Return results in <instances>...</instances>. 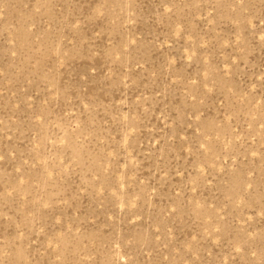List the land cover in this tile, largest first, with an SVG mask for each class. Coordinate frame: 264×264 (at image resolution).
Wrapping results in <instances>:
<instances>
[{"label":"rangeland","instance_id":"1","mask_svg":"<svg viewBox=\"0 0 264 264\" xmlns=\"http://www.w3.org/2000/svg\"><path fill=\"white\" fill-rule=\"evenodd\" d=\"M0 264H264V0H0Z\"/></svg>","mask_w":264,"mask_h":264}]
</instances>
